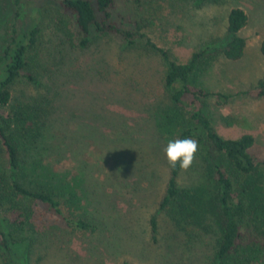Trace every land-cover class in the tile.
Masks as SVG:
<instances>
[{
	"label": "rangeland",
	"instance_id": "rangeland-1",
	"mask_svg": "<svg viewBox=\"0 0 264 264\" xmlns=\"http://www.w3.org/2000/svg\"><path fill=\"white\" fill-rule=\"evenodd\" d=\"M32 7L37 9L34 17ZM233 7L244 9L248 17L238 31L246 45L237 60L222 53ZM120 8L134 7L130 0H121ZM15 9L12 0H0V52L8 43ZM137 10L138 16L150 19L145 30L152 41L179 62L196 49H206L191 82L231 97L225 101L210 94L194 104L224 138L253 135L250 152L263 161L264 0H143ZM18 11L20 24L41 27L28 66L39 84L14 81L6 106L12 116L8 132L21 155L18 180L29 188L53 181L61 188L69 186L93 230L67 227L44 205L9 190L11 174L0 144V202L30 209L36 228L19 229L7 222L15 241L9 242L10 249L0 247V264H219L215 254L220 226L203 207L216 191L214 168L199 150L192 166L179 169L177 177L198 209L180 212L177 206H159L170 167L163 150L180 131L166 133L156 123L161 110L171 105L157 52L127 48L110 34H95L89 47L80 48L72 18L47 0H24ZM191 100L178 105L184 114ZM219 161L229 165L221 157ZM248 183L253 205L264 207V171ZM256 214L261 217L260 211ZM249 257V264H264V249Z\"/></svg>",
	"mask_w": 264,
	"mask_h": 264
},
{
	"label": "trees",
	"instance_id": "trees-1",
	"mask_svg": "<svg viewBox=\"0 0 264 264\" xmlns=\"http://www.w3.org/2000/svg\"><path fill=\"white\" fill-rule=\"evenodd\" d=\"M23 1L12 0L16 7L15 15L9 29L8 43L0 52V144L11 174L9 190L17 196L44 205L67 227L78 231L93 230V224L79 213L77 197L69 186L61 188L53 181L47 186L29 188L18 180V172L22 171L21 155L8 132V119L12 116L6 106L11 100L10 85L14 81L23 78L39 84L36 75L28 70V66L35 54L41 32L39 23L28 26L19 23L18 8ZM28 1L35 3L37 0ZM47 1L50 6L72 18L75 43L80 48L89 47L95 34H110L119 37L127 48L141 46L157 52L164 64L163 83L170 92L171 100V105L157 115V126L170 134L175 128H179L177 139L193 138L198 141L199 152L211 161L214 168L216 191L203 207L220 226L216 260L219 264H249L251 252L264 249V207H255L250 200L248 180L259 171H264V160H258L250 152L255 142L253 135L245 133L237 138H224L201 107L194 104L210 94L225 101L231 97L229 94L207 91L191 82V75L197 70L206 49H196L187 61L179 62L169 49L158 47L145 30L150 25V19L144 15L138 16L137 9L143 0H130L133 10H118L121 0ZM36 10V7L31 8L33 17ZM247 19L244 9H230L226 19L228 40L222 48L225 58L237 60L243 56L246 42L238 35V31L247 24ZM260 51L264 55V40L261 42ZM263 83L262 79L260 85ZM262 93L259 92L260 95ZM189 97L192 98L193 105L184 114L178 105ZM220 157L229 165L221 163ZM179 169V164L175 168L169 167V177L159 206L162 209L177 206L180 212L188 208L197 210L199 206L193 194L177 184ZM256 211H260L261 217ZM32 214L30 209L15 202H0V247L10 249L9 242L14 244L15 241L6 227L7 222L19 229L29 227L36 230ZM150 224L152 232H155V216L150 218Z\"/></svg>",
	"mask_w": 264,
	"mask_h": 264
},
{
	"label": "clouds",
	"instance_id": "clouds-1",
	"mask_svg": "<svg viewBox=\"0 0 264 264\" xmlns=\"http://www.w3.org/2000/svg\"><path fill=\"white\" fill-rule=\"evenodd\" d=\"M163 151L171 168L179 164L180 169L186 171L193 164L198 151V141L193 138L170 140Z\"/></svg>",
	"mask_w": 264,
	"mask_h": 264
}]
</instances>
